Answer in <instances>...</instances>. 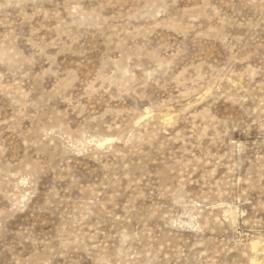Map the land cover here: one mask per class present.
Segmentation results:
<instances>
[{
  "label": "rangeland",
  "instance_id": "374dc122",
  "mask_svg": "<svg viewBox=\"0 0 264 264\" xmlns=\"http://www.w3.org/2000/svg\"><path fill=\"white\" fill-rule=\"evenodd\" d=\"M253 260L264 0H0V264Z\"/></svg>",
  "mask_w": 264,
  "mask_h": 264
},
{
  "label": "bare ground",
  "instance_id": "6f19581e",
  "mask_svg": "<svg viewBox=\"0 0 264 264\" xmlns=\"http://www.w3.org/2000/svg\"><path fill=\"white\" fill-rule=\"evenodd\" d=\"M260 242L259 241H253V243H252V246H253V249L255 250V251H259V249L261 248L260 247ZM258 254V253H257ZM256 259V258H255ZM257 263V262H256ZM252 264H255V260H253V262H252Z\"/></svg>",
  "mask_w": 264,
  "mask_h": 264
}]
</instances>
